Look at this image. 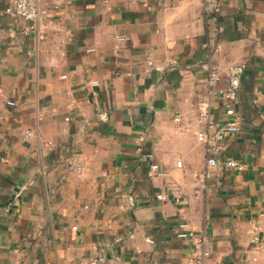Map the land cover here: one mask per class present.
Listing matches in <instances>:
<instances>
[{
  "label": "crops",
  "instance_id": "1",
  "mask_svg": "<svg viewBox=\"0 0 264 264\" xmlns=\"http://www.w3.org/2000/svg\"><path fill=\"white\" fill-rule=\"evenodd\" d=\"M14 1L0 0V264H197L198 248L176 235L182 221L206 234L210 262L264 264V228L253 239L264 212V0H218L210 19L205 0H39L38 31L6 13ZM206 42L222 85L232 65L245 68L240 131L220 155L245 168H211L203 200L201 102L217 124L229 119L197 67ZM151 153L164 176L149 174Z\"/></svg>",
  "mask_w": 264,
  "mask_h": 264
},
{
  "label": "built area",
  "instance_id": "2",
  "mask_svg": "<svg viewBox=\"0 0 264 264\" xmlns=\"http://www.w3.org/2000/svg\"><path fill=\"white\" fill-rule=\"evenodd\" d=\"M220 2L218 0H205L204 17L210 19L214 16L215 12L219 10ZM6 13L12 17H23L30 22L29 29L37 30L43 19L46 17L47 11L42 9L39 0H15L12 5L6 8ZM42 38V35H39ZM203 48L207 51L205 58L200 59L197 63L199 70L205 75V84L210 96L216 95L223 99L226 114L229 116L228 121L224 124H217L211 118L210 101L204 100L201 102L198 119L201 123L200 129L197 131L196 136L200 143L205 146V153L207 157V167L202 172L195 173L197 183L194 188V197L196 199H207L212 189L209 186V180L212 177L211 168H216L223 164L227 168L236 169L239 171L244 170L245 165L232 158L225 161H220V155L225 149V140L240 131V118L235 109V101L238 97L239 90L242 85V76L244 73L243 64L232 65L229 69L227 82L228 85H222L224 75L217 65L212 62L211 43L206 42ZM94 48L88 51H94ZM92 85H98V81H92ZM10 105H15V102H8ZM175 119L180 123L181 129H188V124L183 121L180 113L175 114ZM26 138L35 135V131L30 129L26 131ZM148 157L153 160L149 166V174L162 177L165 175L164 171L160 170L158 162L154 160V154L151 153ZM181 165V163H179ZM73 169L82 174L85 168L83 160L75 158L72 162ZM168 191L176 201H180L183 196L182 188L178 184H169ZM159 200H165L166 195L163 193L157 194ZM262 221L259 225L255 226V235L253 237L255 242L262 240V229L264 228V212L262 213ZM77 229V226L73 227ZM176 235L179 238L190 240L199 250L196 258L197 264H218L210 262L215 250L209 242L205 233H199L190 223L182 221L178 225ZM98 261H104L103 257H99ZM85 264V263H82ZM88 264H95L91 262Z\"/></svg>",
  "mask_w": 264,
  "mask_h": 264
}]
</instances>
